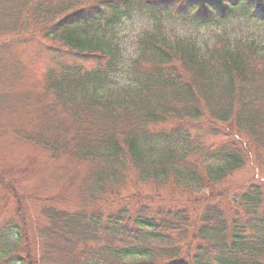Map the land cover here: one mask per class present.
Here are the masks:
<instances>
[{"label": "trees", "instance_id": "obj_1", "mask_svg": "<svg viewBox=\"0 0 264 264\" xmlns=\"http://www.w3.org/2000/svg\"><path fill=\"white\" fill-rule=\"evenodd\" d=\"M126 7L125 0H0V39L41 35L57 45L41 46L50 102L36 100L38 120L3 124L12 91H2L0 140L8 135L46 154L61 182L81 175L78 208L25 195L0 176V264H264V181L219 190L234 172L264 163V40L218 37L210 49L153 33L134 68L136 86L116 89L106 35ZM146 7L200 24L226 20L237 7L264 22V0ZM9 66L0 51V81ZM127 189L133 203L123 200ZM9 201L15 209L5 215ZM28 202L40 206L36 238L27 232Z\"/></svg>", "mask_w": 264, "mask_h": 264}, {"label": "rangeland", "instance_id": "obj_2", "mask_svg": "<svg viewBox=\"0 0 264 264\" xmlns=\"http://www.w3.org/2000/svg\"><path fill=\"white\" fill-rule=\"evenodd\" d=\"M6 22L11 23L12 21L6 20ZM218 37L231 39L232 42L235 38H242L244 41L256 40L257 42L264 40V35L254 37L252 34L247 33L241 24H237L230 31L225 30L214 34L210 39L200 38L198 41L203 47L207 46L211 49L214 43L217 42ZM47 41L41 35H34L30 39L27 38V40L23 39L18 42L13 41L9 37L0 39V51L5 54L6 63L8 61L11 64L8 72L0 81V96L4 93L2 91H12V97L8 101L12 105L8 112H12L4 115L5 118L1 119L3 124L7 122L8 125H17L21 122H35L39 118L36 107L38 101L36 100H42L46 103L50 102L49 97L46 98L42 92L49 58L48 54H46L47 52L41 46ZM47 43L57 47L52 41ZM3 45L7 47L4 48ZM116 95L114 94L113 98H117ZM0 102H2L1 99ZM54 168L56 169V166L52 165L51 159L46 154L22 143L18 139L7 135L6 138L0 140L1 177L15 183L25 195L34 196L42 193V195L49 197L48 199L59 200L66 198L69 207L78 208L79 200L74 194L73 188L76 187V182L81 178L80 171L73 172L67 175L68 177L63 175L64 182H61L59 181L60 173L56 172L59 176L56 177L54 172H52ZM257 179L264 181L263 162L257 165H247L243 169L234 172L219 190H238L239 188L247 187L254 181L257 183ZM140 190L144 193L143 187H140ZM145 191L147 190L145 189ZM149 191L151 192L150 187ZM217 192H219L218 189ZM134 195V190L127 189L124 191L122 193L124 202L133 203ZM87 197V191H84V203ZM178 199L183 202L187 201V199L178 197L173 198L174 201ZM195 199H200V197L195 195L193 200ZM4 205L7 208L5 215L15 209L12 201L6 202ZM26 210L27 219H32L29 231L27 230L28 235L30 238H36L34 230L35 225L39 222L40 206L37 203L28 202L26 203ZM33 248L38 249L39 247L37 244H33Z\"/></svg>", "mask_w": 264, "mask_h": 264}, {"label": "clouds", "instance_id": "obj_3", "mask_svg": "<svg viewBox=\"0 0 264 264\" xmlns=\"http://www.w3.org/2000/svg\"><path fill=\"white\" fill-rule=\"evenodd\" d=\"M127 7L108 25L106 40L114 52L113 67L108 72L110 86L116 89L135 87L134 68L143 54V41L158 33L172 43L197 42L214 34L231 30L241 24L254 37L264 35V22L251 18L243 11L226 20L200 24L167 11L156 12L146 7L149 0H125ZM243 5V2L241 3Z\"/></svg>", "mask_w": 264, "mask_h": 264}]
</instances>
